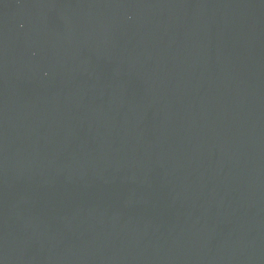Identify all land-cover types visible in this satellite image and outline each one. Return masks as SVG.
<instances>
[{"label":"water","instance_id":"water-1","mask_svg":"<svg viewBox=\"0 0 264 264\" xmlns=\"http://www.w3.org/2000/svg\"><path fill=\"white\" fill-rule=\"evenodd\" d=\"M0 264H264V0H0Z\"/></svg>","mask_w":264,"mask_h":264}]
</instances>
